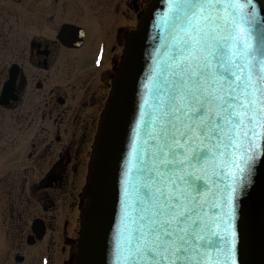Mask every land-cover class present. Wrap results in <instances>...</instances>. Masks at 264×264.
I'll return each instance as SVG.
<instances>
[{"label": "snow or ice", "instance_id": "snow-or-ice-1", "mask_svg": "<svg viewBox=\"0 0 264 264\" xmlns=\"http://www.w3.org/2000/svg\"><path fill=\"white\" fill-rule=\"evenodd\" d=\"M166 3L117 181V264H245L254 226L264 233V185L257 201L249 191L264 159V48L238 23L255 20V0Z\"/></svg>", "mask_w": 264, "mask_h": 264}, {"label": "flooded vegetation", "instance_id": "flooded-vegetation-1", "mask_svg": "<svg viewBox=\"0 0 264 264\" xmlns=\"http://www.w3.org/2000/svg\"><path fill=\"white\" fill-rule=\"evenodd\" d=\"M6 1L27 23L0 0V264H73L101 111L149 0Z\"/></svg>", "mask_w": 264, "mask_h": 264}, {"label": "water", "instance_id": "water-1", "mask_svg": "<svg viewBox=\"0 0 264 264\" xmlns=\"http://www.w3.org/2000/svg\"><path fill=\"white\" fill-rule=\"evenodd\" d=\"M255 20H240L248 40L254 47L264 48V0H255ZM245 5V15L250 7ZM166 0H149L141 19L131 29L121 50L120 61L115 69L111 87L100 115L94 145L89 157V173L86 177L84 194L86 203L81 210L76 238V254L73 264H117L112 234L119 215L116 196L118 176L123 171L132 143V130L139 114V103L144 95L142 85L147 83L153 67V57L168 38V17L165 14ZM64 25L59 37L71 30ZM119 99V119L113 125L109 116ZM103 172L104 193L101 196L98 177ZM257 187L253 201L258 200V188L264 185V159L257 164ZM248 198L241 197L242 203ZM115 209V211H114ZM245 264H264V233L257 223L252 231L250 244L245 255Z\"/></svg>", "mask_w": 264, "mask_h": 264}, {"label": "rangeland", "instance_id": "rangeland-1", "mask_svg": "<svg viewBox=\"0 0 264 264\" xmlns=\"http://www.w3.org/2000/svg\"><path fill=\"white\" fill-rule=\"evenodd\" d=\"M7 4L5 3L4 6H5V10H3L4 12V19H5V22H10V24L14 25L15 26H18L20 28V30L22 28H24V25L27 23V20H26V15H22V14H16L14 13L15 9L19 12L20 10L17 9V7H19L18 5H14L12 4L11 2L9 1H6Z\"/></svg>", "mask_w": 264, "mask_h": 264}]
</instances>
